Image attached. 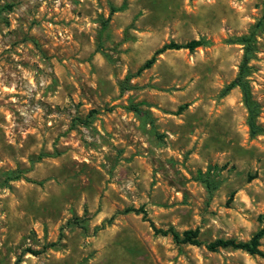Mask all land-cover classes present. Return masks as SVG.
Returning <instances> with one entry per match:
<instances>
[{
  "label": "rangeland",
  "instance_id": "374dc122",
  "mask_svg": "<svg viewBox=\"0 0 264 264\" xmlns=\"http://www.w3.org/2000/svg\"><path fill=\"white\" fill-rule=\"evenodd\" d=\"M251 33L255 134L222 94ZM127 207L205 244L264 228V0H0V264H264Z\"/></svg>",
  "mask_w": 264,
  "mask_h": 264
},
{
  "label": "trees",
  "instance_id": "16d2710c",
  "mask_svg": "<svg viewBox=\"0 0 264 264\" xmlns=\"http://www.w3.org/2000/svg\"><path fill=\"white\" fill-rule=\"evenodd\" d=\"M253 34L242 36L238 43L243 44L244 46V55L242 59V63L239 68V72L237 76L231 80L223 89L222 94L226 95L231 90L236 87H239L243 93V102L248 109V124L252 134L258 132V127L256 125V117L258 115V103L252 100L250 94V85L248 81L249 76V69L250 65L249 62L252 59L254 47H253ZM203 39H192L187 42H177L171 40L169 42L164 43L160 48L156 49L152 56L148 58L143 65L138 69V72H141L145 69L152 67L157 59L158 56L164 53L167 50H180V49H187L189 51H194L196 48L204 45ZM143 103H131L128 108L132 109L133 111L137 112L138 114H142L144 110L140 107ZM186 105H183L180 110H183ZM21 177L20 174L12 175L9 177L10 180H17ZM199 180H201L209 191H212L213 188L216 187V183L213 179L210 178V172L206 175L203 173H199ZM125 212H135V213H142L143 217L148 220L151 224V227L154 230L155 234H161L164 236L170 235L177 244H192V245H203V243L199 238V229H186L182 232L177 231L173 226H170L166 229L159 228L155 225V223L150 219L147 218V212L144 207H127ZM264 238V228L257 230L249 240L246 241H237L236 239H224V238H217L207 244L205 246L211 251H218L221 248H232V249H239L243 250L251 255H259L264 257V251L260 248L261 240ZM31 253H38L32 249H28Z\"/></svg>",
  "mask_w": 264,
  "mask_h": 264
}]
</instances>
